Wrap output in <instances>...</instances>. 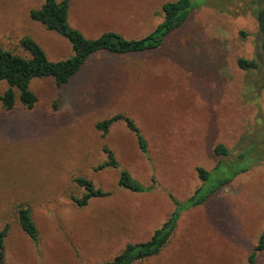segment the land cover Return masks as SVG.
Wrapping results in <instances>:
<instances>
[{"label": "rangeland", "instance_id": "rangeland-1", "mask_svg": "<svg viewBox=\"0 0 264 264\" xmlns=\"http://www.w3.org/2000/svg\"><path fill=\"white\" fill-rule=\"evenodd\" d=\"M61 1V0H58ZM177 0H69V23L96 39L115 32L141 39L162 21V6ZM259 0H208L164 46L139 55L91 57L62 88L52 78L34 80L38 102H17L7 112L0 84V228L10 226L0 264H104L127 245L147 242L174 210L201 186L197 169L212 171L207 189L231 172L254 166L218 190L207 203L184 212L162 252L136 264H249L264 232V69L245 71L254 60ZM45 0H0V44L27 57L19 41L32 37L51 61L73 55L71 44L30 19ZM264 65V61H262ZM123 114L148 144L149 160L124 123L106 137L96 124ZM218 144L229 157L217 156ZM254 147L255 152L252 153ZM111 150L118 169H95ZM249 148V149H248ZM247 150L252 156L236 160ZM122 171L151 192L119 186ZM93 182L111 196L78 207ZM24 203L39 229L35 244L22 231L14 207ZM255 264H264V251Z\"/></svg>", "mask_w": 264, "mask_h": 264}, {"label": "trees", "instance_id": "trees-1", "mask_svg": "<svg viewBox=\"0 0 264 264\" xmlns=\"http://www.w3.org/2000/svg\"><path fill=\"white\" fill-rule=\"evenodd\" d=\"M205 4L208 0H200ZM253 4L257 5L256 21L259 28V37L256 43L257 56L254 60L239 59L237 64L245 71L264 69V0H259ZM200 7L194 4V0H177L167 2L162 6V21L141 39H126L115 32H106L96 39L86 38L78 29L73 28L69 23V0H45L44 4L29 14L32 21L42 24L45 30L54 32L66 39L72 47L73 55L66 60L51 61L48 59L42 47L30 36L20 39L19 45L26 52L27 57L20 56L12 51L6 50L0 44V84L5 83L8 89L1 97L2 108L10 112L17 102L28 110L33 109L38 98L30 89L34 80L52 78L58 88H62L76 78L88 63L89 59L97 54H107L113 57H124L129 55H139L161 49L167 38L180 29L189 19L192 11ZM122 122L127 129L135 136L141 153L149 160L148 144L140 128L130 117L117 114L109 119L96 124L97 131L106 137L111 128ZM249 149V148H248ZM239 155L236 160H247L255 152L254 147ZM107 160L101 163L96 172L106 169H118L119 163L114 153L108 148L104 149ZM214 152L217 156L229 157V150L223 144H218ZM150 161V160H149ZM233 161L221 162L212 171L198 168L197 172L202 182L194 195L186 201H178L172 197L174 210L169 218L157 228L151 238L140 244H129L113 260L104 264H136L140 261L150 259L159 255L175 234L178 223L184 212L204 205L220 189L232 183L239 175L248 172L253 166L245 167L241 170L231 172L227 176L221 177L215 186L207 189L206 182L218 172L219 169L229 170L233 167ZM75 183L85 191V195L73 201L80 208L85 207L93 199L106 198L111 196L110 192H104L96 188L92 181L85 178H76ZM119 186L133 193L151 192L153 187H145L134 180L127 171H122L119 177ZM14 214L25 235L35 244L39 243V229L33 219L32 209L21 203L14 207ZM10 226L0 228V261H4L5 239L8 237ZM264 251V232L260 237L258 245L249 257V264H255L259 253Z\"/></svg>", "mask_w": 264, "mask_h": 264}]
</instances>
